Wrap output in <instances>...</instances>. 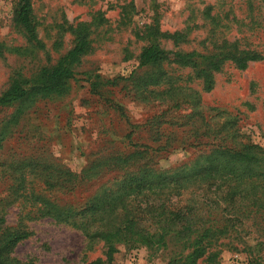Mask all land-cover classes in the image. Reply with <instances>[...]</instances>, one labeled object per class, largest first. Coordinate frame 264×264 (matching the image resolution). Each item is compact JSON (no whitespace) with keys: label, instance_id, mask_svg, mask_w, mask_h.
<instances>
[{"label":"rangeland","instance_id":"374dc122","mask_svg":"<svg viewBox=\"0 0 264 264\" xmlns=\"http://www.w3.org/2000/svg\"><path fill=\"white\" fill-rule=\"evenodd\" d=\"M18 2L0 0V96L15 77L33 79L55 64L73 45L71 25L91 24L92 50L67 94L0 109L1 198L17 165L41 164L55 180L63 170H99L98 177L81 181L74 191L54 193L61 202L81 204L137 182L149 167L165 174L188 172L191 164L179 166L219 146L244 142L264 149V59L243 69L225 62L212 72L210 85L200 73L202 65H182L172 55L141 65L143 50L153 42L166 50L203 54L238 46L264 58V0H31L41 45L16 24ZM175 32L186 34L177 47L168 36ZM149 151L160 154L143 157ZM130 156L131 164L113 161ZM130 197L142 215V193ZM21 212L17 204L5 211L8 225L24 224L32 232L14 251L19 260H106L104 243L91 248L82 230L49 218L23 223ZM244 240L223 246L216 261L198 264H254L264 246L252 235ZM117 248L112 264L169 262L167 252L152 255L144 246L124 243Z\"/></svg>","mask_w":264,"mask_h":264},{"label":"trees","instance_id":"16d2710c","mask_svg":"<svg viewBox=\"0 0 264 264\" xmlns=\"http://www.w3.org/2000/svg\"><path fill=\"white\" fill-rule=\"evenodd\" d=\"M14 20L31 41L41 45L31 0H19ZM70 31L74 36L72 47L35 78L15 77L0 96V109L29 98L37 100L67 94L77 67L92 50L90 23L78 22L70 26ZM168 36L176 47L186 38L184 32ZM170 55L182 65H202L200 73L209 85L212 72L220 70L225 62H234L243 69L252 60L264 59L238 46L203 54L166 50L153 42L143 50L141 65L158 64ZM159 154L149 151L143 157L155 158ZM132 158H113V161L125 165L131 164ZM187 164H191L188 172L173 174L149 167L137 182L123 183L81 204L61 202L54 193L74 191L81 181L98 177L99 170L88 168L81 174L63 170L60 171L62 177L67 179L61 181L62 177L55 180L49 168L41 164L29 168L17 165L15 170L11 167L16 175L9 173L11 184L0 197V264H34L13 255L16 247L32 235L24 224L18 228L7 224L5 211L16 204L22 210L23 223L49 218L82 230L91 248L103 242L106 260L99 258L87 264H112L121 243L144 246L152 255L167 252L168 264H198L202 259L216 261L223 246L234 241L246 244L245 237L251 235L263 247L264 149L244 142L235 147L219 146L182 163L180 170ZM141 193L142 215L136 211L130 197ZM254 264H264V255Z\"/></svg>","mask_w":264,"mask_h":264}]
</instances>
